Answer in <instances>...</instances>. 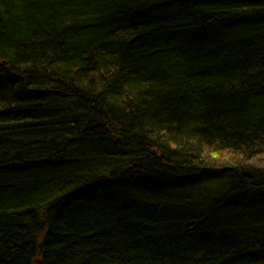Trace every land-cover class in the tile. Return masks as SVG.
<instances>
[{"label": "trees", "instance_id": "16d2710c", "mask_svg": "<svg viewBox=\"0 0 264 264\" xmlns=\"http://www.w3.org/2000/svg\"><path fill=\"white\" fill-rule=\"evenodd\" d=\"M263 155L264 0H0V264H264Z\"/></svg>", "mask_w": 264, "mask_h": 264}, {"label": "rangeland", "instance_id": "374dc122", "mask_svg": "<svg viewBox=\"0 0 264 264\" xmlns=\"http://www.w3.org/2000/svg\"><path fill=\"white\" fill-rule=\"evenodd\" d=\"M212 160H216L218 162H222V161H231V159L233 158L232 156L230 157L229 155H226V154H218V155H211L210 156ZM234 160V159H233ZM232 160V161H233ZM256 163L258 165H264V155L263 156H260L258 158V161H256Z\"/></svg>", "mask_w": 264, "mask_h": 264}]
</instances>
